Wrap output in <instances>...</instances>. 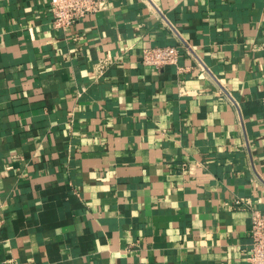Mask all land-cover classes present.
Instances as JSON below:
<instances>
[{
	"label": "crops",
	"instance_id": "crops-1",
	"mask_svg": "<svg viewBox=\"0 0 264 264\" xmlns=\"http://www.w3.org/2000/svg\"><path fill=\"white\" fill-rule=\"evenodd\" d=\"M52 1L0 0V264H249L264 0Z\"/></svg>",
	"mask_w": 264,
	"mask_h": 264
},
{
	"label": "built area",
	"instance_id": "built-area-1",
	"mask_svg": "<svg viewBox=\"0 0 264 264\" xmlns=\"http://www.w3.org/2000/svg\"><path fill=\"white\" fill-rule=\"evenodd\" d=\"M54 24L67 27L77 23L83 17L109 8L110 0H53ZM181 56L179 45L165 44L146 46L142 51V62L146 65L162 67L178 65ZM110 59L100 60L101 68L107 67ZM245 198H236L235 206L245 205ZM251 244L247 252L249 264H264V211L252 208Z\"/></svg>",
	"mask_w": 264,
	"mask_h": 264
}]
</instances>
